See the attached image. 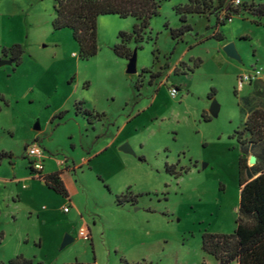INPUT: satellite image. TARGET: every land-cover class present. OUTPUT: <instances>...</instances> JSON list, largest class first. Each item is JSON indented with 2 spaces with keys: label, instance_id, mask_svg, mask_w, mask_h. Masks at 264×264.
I'll return each instance as SVG.
<instances>
[{
  "label": "rangeland",
  "instance_id": "rangeland-1",
  "mask_svg": "<svg viewBox=\"0 0 264 264\" xmlns=\"http://www.w3.org/2000/svg\"><path fill=\"white\" fill-rule=\"evenodd\" d=\"M184 3L164 2L150 34L127 43L137 66L129 74L127 60L112 48L119 32L131 31V17L98 19V52L79 61L71 31L51 27L53 0H0V60L12 61L15 44L23 52L18 67L0 66V151L11 152L14 165L0 164L1 264L17 256L32 264H216L202 251L201 236L236 227L239 155L246 154L251 167L246 177L264 172V141L243 147L234 134L252 109L264 110V27L245 12L224 19L213 11L187 16L192 31L175 43L164 24L180 25L173 8ZM218 15L222 25H215ZM214 32L223 40L207 39ZM231 42L240 61L222 51ZM196 59L201 63L192 70ZM151 73L158 74L152 86ZM78 101L104 113L96 135L84 133L75 119ZM55 110L69 116L49 125ZM113 136L116 148H106ZM35 137L52 151L44 150V171L60 161L69 200L28 175L25 149ZM124 143L132 154L118 150ZM127 192L135 201L118 205ZM81 227L88 239L79 236ZM65 235L73 241L61 248Z\"/></svg>",
  "mask_w": 264,
  "mask_h": 264
},
{
  "label": "trees",
  "instance_id": "trees-1",
  "mask_svg": "<svg viewBox=\"0 0 264 264\" xmlns=\"http://www.w3.org/2000/svg\"><path fill=\"white\" fill-rule=\"evenodd\" d=\"M53 1L52 29L55 31L70 30L73 40L78 45L77 56L79 60L85 61L94 57L98 52L97 19L99 16L117 15L119 18L131 17L137 21L129 33L122 31L118 33L119 43L112 48L117 57L128 60L133 51L130 50L127 43L138 44L143 41L144 35L150 34V20L159 15L160 7L167 0ZM173 11L178 16L180 25L176 28H170L165 23L164 28L167 30V36L176 42L192 31V26L187 22L188 15L209 16L213 11H216L220 12L224 19H231L232 16L245 12L256 19L254 22L256 26L262 25L264 27V22H261L264 20V4H255L254 2H241L235 5L233 0H186V3L176 5ZM218 17L219 15L216 17L215 25H222ZM207 39L222 41L223 37L222 34L214 32ZM138 49H141V46ZM9 53L14 67H18L23 53L20 45H13L9 49ZM200 63L199 59L194 60L192 70L198 68ZM187 68L192 72L190 67ZM176 73L177 69H174L173 74ZM157 76L158 74L151 73L148 85L151 86ZM134 87L136 91H139L141 84L136 82ZM213 95L214 90L212 89L208 94V99H212ZM73 108L75 114H80L88 125L101 121V118L105 116L104 113L85 108L82 101L75 102ZM66 113L67 111L58 113L53 117L52 122L61 121ZM203 119L209 121V118L203 117ZM245 133L248 135L247 138H243ZM234 134L237 142L243 147L264 141V110H253L247 116L242 130L235 131ZM12 158L11 152L0 151V161L6 159L11 164ZM169 168V166L165 167L168 173L170 172ZM248 169L251 167L247 166L246 154H240L238 157L239 203L234 231L230 234L205 232L201 236L202 251L212 256L216 264H264V172L254 178H252V174L246 177L244 174L248 172ZM29 171L35 176L30 168ZM37 177L48 189L63 198H68V192L60 178L59 171L45 175L39 174ZM129 194L127 192L118 197L117 204L135 201L136 196ZM8 264H32V260L17 256L10 259Z\"/></svg>",
  "mask_w": 264,
  "mask_h": 264
},
{
  "label": "crops",
  "instance_id": "crops-1",
  "mask_svg": "<svg viewBox=\"0 0 264 264\" xmlns=\"http://www.w3.org/2000/svg\"><path fill=\"white\" fill-rule=\"evenodd\" d=\"M185 3H186V0H185ZM108 16H110V15H103V16H99L98 17V19H100V18H102V17H108ZM193 16H199V15H188V19H190V18H192ZM97 19V20H98ZM132 19H134V18H132ZM152 20V19H151ZM150 20V21H151ZM134 21H135V24L137 23V21L134 19ZM59 31H68V32H70V30H68V29H62V30H59ZM130 32V31H129ZM129 32H127V33H129ZM165 32H166V30H165ZM184 38V37H183ZM175 43H177L176 41H174ZM180 42V41H179ZM198 43L199 42H197L195 45H198ZM190 47H192V45L190 46ZM99 49V48H98ZM190 49V48H189ZM77 53H78V45H77V48H76V56H77ZM78 57V56H77ZM79 59V58H78ZM80 61V60H79ZM22 63V62H21ZM21 63H20V65H21ZM127 63H128V61H127ZM126 66H127V64H126ZM136 70H137V66H136ZM152 86V85H151ZM159 90V89H158ZM209 101L211 100V99H208ZM254 109H252L251 111H253ZM60 110H55V111H53V112H51V114H50V117H51V119H50V117L48 118V120H49V125L51 124V122H52V119H53V117L54 116H56L58 113H60L59 112ZM75 115V119L76 120H79V121H81L82 123H83V132L84 133H87L90 129L91 130H94L95 131V133H93V135H96V133H98V131H96V124L98 125L100 122H97V123H94L93 125H88L87 124V122H86V120L80 115V114H74ZM69 116V114H65V116H64V118L63 119H65V118H67ZM136 116H138V114L136 115ZM68 120H70V119H68ZM73 125H76L74 122L72 123ZM48 125V126H49ZM52 125V124H51ZM57 126H59V124L58 125H56L55 127H57ZM78 129H79V126L77 127ZM97 136H99V135H97ZM36 138L37 137H35L34 138V140H35V142H36ZM116 137L115 136H113V138L109 141V144H110V146L109 147H106V148H110V147H112L113 145H115L114 146V148H116V139H115ZM43 148H44V150L46 151V152H48V154L50 155V153H52V151H49L46 147H44L43 146V144L41 145ZM106 148L105 149H103V150H101V152L102 151H104V150H106ZM44 151V152H45ZM97 155V154H96ZM45 161H46V158L44 157V164H43V171H42V174H50V173H53V172H56V171H59V169H60V161H58L57 162V165L56 166H51V167H48V169H46L45 171H44V166H45ZM3 162H7L8 163V160H2V161H0V164L1 163H3ZM83 162L85 163V162H87V160H83ZM9 164V163H8ZM9 165H13V163L12 164H9ZM14 166V165H13ZM27 170V169H26ZM251 169H248V171H250ZM29 171V170H28ZM262 171H259V170H257L256 172H253L252 173V178H254V177H256L257 175H259L260 173H261ZM30 177H32V175L29 173L28 174ZM13 178H14V175H13ZM62 182H63V184H64V186H65V188H66V190H67V192H68V198H64L65 199V201L66 200H69L70 199V195H69V191H68V187L66 186L67 184L65 183V181L62 179ZM64 206H67L66 204L64 205ZM71 212V209L69 208V211H68V213H65V214H69Z\"/></svg>",
  "mask_w": 264,
  "mask_h": 264
},
{
  "label": "water",
  "instance_id": "water-1",
  "mask_svg": "<svg viewBox=\"0 0 264 264\" xmlns=\"http://www.w3.org/2000/svg\"><path fill=\"white\" fill-rule=\"evenodd\" d=\"M222 51L225 53V55L231 59H234L236 61H240V57L238 55V52L235 48L234 43H228L225 46H223ZM128 64L126 66V72L129 74H134L136 73V53L133 51L132 56L130 59L127 60ZM12 61L8 60H0V66L5 65V64H11ZM218 112V105L217 103L212 100L211 104H210V108H209V113L213 116H215ZM34 130H39V124L38 122L35 123L34 125ZM119 151L124 152V153H129L132 154V150L130 148V146L127 143L122 144L119 148ZM249 163H254L255 162V158L254 157H250L248 160ZM73 241V238H71L68 235H65L63 238V241L61 243V248H64L66 245L70 244Z\"/></svg>",
  "mask_w": 264,
  "mask_h": 264
},
{
  "label": "built area",
  "instance_id": "built-area-1",
  "mask_svg": "<svg viewBox=\"0 0 264 264\" xmlns=\"http://www.w3.org/2000/svg\"><path fill=\"white\" fill-rule=\"evenodd\" d=\"M235 5L240 4L239 0H233ZM247 77L241 79L238 83L239 88L243 85V80ZM175 90H171V96L175 95ZM25 156L27 159L28 167L34 172L35 176L42 174L43 164H44V149L37 142H33L31 145L27 146L25 149ZM64 213H68L69 207L64 206L62 208ZM79 236L83 239H88L90 234L87 227H81L79 230Z\"/></svg>",
  "mask_w": 264,
  "mask_h": 264
}]
</instances>
